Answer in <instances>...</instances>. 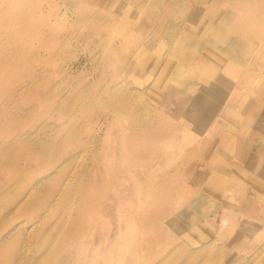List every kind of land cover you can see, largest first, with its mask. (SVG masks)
<instances>
[{
  "label": "rangeland",
  "instance_id": "374dc122",
  "mask_svg": "<svg viewBox=\"0 0 264 264\" xmlns=\"http://www.w3.org/2000/svg\"><path fill=\"white\" fill-rule=\"evenodd\" d=\"M239 1L0 0V264H19L20 251L30 264H264V5ZM221 15L227 24L206 33L204 21ZM207 50L215 51L207 66L194 68ZM220 75L227 92L219 97ZM10 89L19 95L2 101ZM134 115L147 139L128 170L124 128ZM153 123L172 131L157 139ZM18 132L28 136L12 146ZM250 149L258 161L244 173L238 156ZM107 158L126 177L119 183L107 181ZM94 180L106 188L90 189ZM32 187V203L19 207ZM84 189L98 200H83ZM149 209L155 223L125 219ZM156 228L168 237L144 248Z\"/></svg>",
  "mask_w": 264,
  "mask_h": 264
},
{
  "label": "bare ground",
  "instance_id": "6f19581e",
  "mask_svg": "<svg viewBox=\"0 0 264 264\" xmlns=\"http://www.w3.org/2000/svg\"><path fill=\"white\" fill-rule=\"evenodd\" d=\"M233 1V0H232ZM238 1V0H237ZM255 3V6H256V8H261L262 7V5H264V0H240L239 1V5L241 6H244V4L245 3ZM205 11H206V8L205 9H203V14L205 13ZM238 12V11H237ZM228 14V13H227ZM248 14V13H247ZM251 14V13H250ZM264 14V13H263ZM213 15V17H216L215 16V14H212ZM249 15V14H248ZM247 15V16H248ZM262 15V14H261ZM57 16V15H56ZM236 19L238 20V22H241L242 21V17L239 15H236ZM249 17L251 18V16L249 15ZM161 18V17H160ZM165 18V17H164ZM52 19V18H51ZM228 17L227 16H225V15H221L219 18H217V20H215L214 22H213V20H212V22H208V24H206V20L204 21V24H203V27H205V30H206V33H209V34H212V35H216V32H218V27H221L220 26V24L221 25H226L227 24V22H228ZM160 20H162V19H160ZM25 21V20H24ZM24 21H23V23H24ZM27 22V21H26ZM20 23V22H19ZM194 24H195V22H193ZM223 23H225V24H223ZM263 23V22H262ZM27 24V23H26ZM200 24V23H199ZM217 24L219 25V26H217ZM240 23H238V25H239ZM242 24V23H241ZM246 24H247V22H246ZM236 25V24H235ZM235 25H233V27H232V30L230 31V32H232V33H235V32H238V27H236ZM247 25H250V24H247ZM259 25V24H258ZM27 26V25H26ZM241 26V25H240ZM252 26V25H251ZM244 27V26H243ZM247 27V26H246ZM251 28V27H250ZM217 30V31H216ZM225 30V29H224ZM240 30V29H239ZM263 30V29H262ZM192 31H193V29H192ZM240 31H242V29L240 30ZM251 31H253V29L251 30ZM258 32V31H257ZM260 32V31H259ZM159 33V32H158ZM232 33H230V34H232ZM150 34H153V33H150ZM240 35V34H239ZM241 36V35H240ZM199 37V36H198ZM223 37V36H222ZM56 38V37H55ZM197 39V38H196ZM199 39V38H198ZM197 39V40H198ZM221 39V38H220ZM197 40H196V42H197ZM227 40H229V39H225L224 41H221L222 43H226V41ZM252 40V39H251ZM197 45H198V43H197ZM202 46V45H201ZM260 46V45H259ZM256 47H258L257 45H256ZM104 50V49H103ZM102 50V51H103ZM257 50H258V48H257ZM174 52V51H173ZM173 52H171V54L169 55V57L171 56V58H173L172 57V55H173ZM214 52L215 51H213V50H207V53H203V54H201V56L199 57V60L196 62V63H194L193 65L195 66L194 68H197V69H200V68H202V69H204V67L205 66H207V63L212 59V57L214 56ZM176 54H177V52H176ZM261 54V53H260ZM23 55V54H22ZM175 55V54H174ZM54 56H55V54H54ZM202 56H204V57H206L205 59H203V57ZM24 57V59H25V56H23ZM135 57V56H134ZM133 57V58H134ZM165 57V56H164ZM251 57V56H250ZM259 57V56H258ZM255 58V57H254ZM20 59V58H19ZM258 59V58H257ZM47 61V60H46ZM194 61V56L193 57H187V65L188 66H190L191 64H192V62ZM254 61H255V59H254ZM259 61V60H258ZM260 62H261V60H260ZM221 63V62H220ZM210 64V63H209ZM259 67V66H258ZM253 68V67H252ZM262 68V70H263V67H261ZM188 69V68H187ZM243 69V68H242ZM260 69V68H259ZM256 70H257V68H256ZM241 72H242V70H240ZM254 71V70H253ZM182 72H183V68H181V66H180V72H179V70L178 69H176L174 72H171L170 73V77H169V81H176V77L177 76H180V74H182ZM194 72V71H193ZM240 72V73H241ZM256 72V71H255ZM44 73V71H41V70H38V69H34L33 70V74H35L36 75V77H39V76H41L42 74ZM116 74H117V72H116ZM260 74V73H259ZM258 74V75H259ZM254 75V74H253ZM116 76V75H115ZM246 76V75H245ZM219 78H216V77H214L215 79H213V81L215 82V85H214V87H218V90H219V97L220 96H224V95H226V89L223 87V86H221L220 85V87H219V83L223 80V79H225L226 77L225 76H223V75H220V76H218ZM170 78H171V80H170ZM196 78V77H195ZM200 78V77H199ZM244 78V77H243ZM115 79V78H114ZM168 79V78H167ZM166 79V80H167ZM180 78H178L177 80H179ZM254 79V78H253ZM216 80L218 81V83H216ZM112 81V80H111ZM120 81V80H119ZM253 81V80H252ZM17 84L15 85L16 87H17V91L16 92H18L19 94H21V93H23V92H25V84H24V82H16ZM88 83V82H87ZM91 83V82H90ZM94 83V82H93ZM92 83V84H93ZM118 83V82H117ZM251 83H253V82H251ZM89 84V83H88ZM87 84V85H88ZM156 84V83H155ZM237 84V83H236ZM84 85V84H83ZM259 85V84H258ZM264 85V84H263ZM262 85V86H263ZM93 86H95V85H93ZM92 86V87H93ZM159 86V85H158ZM11 87V86H10ZM9 87V88H10ZM85 87V86H84ZM87 87V86H86ZM97 87H98V85H97ZM120 87V86H119ZM249 87V86H248ZM103 88V87H102ZM126 88V87H125ZM159 88V87H158ZM254 88V87H253ZM100 89H101V87H100ZM248 89H250V88H248ZM9 90V89H8ZM11 90L12 89H10V91H8L7 93H6V95H5V97L2 99V101L4 100V101H6V102H12V101H14V100H12L14 97H15V95H17L18 93H16V94H14L13 92L11 93ZM50 91V90H49ZM87 90H85V92H86ZM137 91V90H136ZM216 91H217V89H216ZM51 92V91H50ZM93 92V91H92ZM11 93V94H10ZM48 93V92H47ZM77 93V92H76ZM128 92H126V94H127ZM143 93V92H142ZM244 93V92H243ZM256 93V92H255ZM260 93H262V92H260ZM18 94V95H19ZM124 94H125V92H124ZM248 94V93H247ZM86 95V94H85ZM97 95V94H96ZM128 95H130V94H128ZM140 95V94H139ZM237 95V94H236ZM122 97V96H121ZM125 97H128V96H125ZM139 97V96H138ZM242 97V96H241ZM84 98V97H83ZM119 98V97H118ZM131 98H132V96H131ZM133 98H136V96H134ZM258 98H260V97H258ZM123 99V98H122ZM253 99V98H252ZM255 99V98H254ZM65 100V99H64ZM111 100H115L114 99V97H112V99ZM118 100V99H117ZM124 100H125V98H124ZM131 100V99H130ZM134 100V99H133ZM225 101V100H224ZM114 104H115V106L114 107H116L119 111H121V112H123V113H130L131 112V110H133V109H135L136 110V105H137V103H136V105H134V104H132V103H127V104H125V102H114V101H112ZM234 102V101H233ZM8 105V104H7ZM48 105H49V102H48ZM223 105V104H222ZM3 109H4V107H2V106H0V113L1 112H3ZM7 109V108H6ZM140 109V108H139ZM246 111V110H245ZM244 111V112H245ZM239 116H241V114L240 113H238V117ZM100 117V116H99ZM237 117V118H238ZM236 118V120H238ZM109 119V118H108ZM133 123H132V125L130 126V128L127 130V128H124V132H128L127 133V140H125V141H127L128 142V146H127V148L129 147V151H127L128 153H126V158H125V163H126V161H127V163H128V170H130L131 169V167L135 164V163H140V153L138 152V150H137V141H142V140H145L146 141V135L145 134H142V132H140V129H141V126L143 125V122H142V120H141V118L140 117H138L137 115H134V119H133ZM188 120L186 119V120H184L183 119V123L182 124H184V125H187V127H188V125H190V122L188 123L187 122ZM220 121V120H219ZM246 123V122H245ZM104 124V123H103ZM111 125H112V121H111ZM152 126L150 127V128H152V130H154V132H152L154 135V137L155 138H157L158 139V137H161V136H164V134L166 135V133H165V131H163L164 130V128H166V129H168L167 127H165V126H154V125H156V124H151ZM192 125V124H191ZM245 126V125H244ZM77 127V126H76ZM119 127H120V125H119ZM186 127V128H187ZM190 127V126H189ZM121 128V127H120ZM117 129V128H116ZM76 130V129H75ZM110 130V129H109ZM151 130V131H152ZM168 130H171L170 128L168 129ZM172 131V130H171ZM170 131V132H171ZM123 132V131H122ZM28 132H26V133H21V132H18L16 135V137L15 138H13V140L11 141L13 144H12V146H16V147H18V146H21V141H22V139L23 138H25L26 137V135L28 136V134H27ZM5 134V133H4ZM9 134H11V133H9ZM31 134V133H30ZM7 135V134H6ZM149 135L151 136V134L149 133ZM260 135H262V134H260ZM13 136V135H12ZM51 136V135H50ZM106 136H108V135H106ZM245 136V135H244ZM259 136V135H258ZM246 137V136H245ZM261 137V136H260ZM259 137V138H260ZM9 138V137H8ZM63 138V137H62ZM108 138V137H107ZM241 138H243V135H242V137ZM151 139H152V137H151ZM24 140V139H23ZM251 140V139H250ZM248 141V140H247ZM253 141V140H252ZM10 142V141H9ZM150 142V141H149ZM241 142V141H240ZM3 144V143H2ZM1 144V145H2ZM114 144V143H113ZM251 144V143H250ZM23 145H26V143H24ZM29 145H31V144H29ZM49 145V147H51V144H48ZM138 145H139V142H138ZM155 145V144H154ZM228 145V144H227ZM5 146V145H4ZM126 146V145H125ZM256 146V145H255ZM2 147V146H1ZM6 147V146H5ZM156 147V146H155ZM152 148V147H151ZM257 148V147H256ZM255 148V149H256ZM0 149H2V148H0ZM5 150V149H4ZM8 149H7V147H6V151H7ZM1 151V150H0ZM264 151V150H263ZM155 152H156V150H155ZM259 152V151H258ZM1 153V152H0ZM8 153V152H7ZM10 154V153H9ZM121 154H122V152H121ZM2 155V154H1ZM4 155V154H3ZM6 155V154H5ZM4 157H7V156H4ZM8 158V157H7ZM29 158V157H28ZM27 158V159H28ZM113 159H114V156L112 157ZM122 158V157H121ZM26 159V160H27ZM123 160V159H122ZM121 160V161H122ZM119 161V160H118ZM105 163H104V166H105V169H104V171H105V176L107 177V181L109 182V183H111V184H115V183H119L122 179H124V178H126L125 176H122L121 175V173H116V170H115V168H116V166H117V162H113L111 159H109V158H107V159H105V161H104ZM255 162V161H254ZM125 163H124V165H125ZM126 163V164H127ZM27 164V163H26ZM62 164V163H61ZM238 164V163H237ZM254 165V164H253ZM61 167V166H60ZM79 167V166H78ZM103 167V166H102ZM178 168H179V166H177ZM253 167V166H252ZM26 168V167H25ZM32 168V167H31ZM34 168V167H33ZM84 168V167H83ZM82 168V169H83ZM86 168V167H85ZM177 168V169H178ZM187 168L190 170V168H189V166L187 165ZM71 169H73V168H71ZM28 170V169H27ZM35 170V169H34ZM84 170V169H83ZM87 170V169H86ZM98 170L100 171V174L101 173H103L104 174V172H102L103 170L102 169H99L98 168ZM113 170H115L114 172L115 173H112L111 171H113ZM122 170H124V168L122 169ZM138 170H140V169H138ZM176 170V169H175ZM175 170H173V171H175ZM250 170V169H249ZM26 171V170H25ZM120 171V170H119ZM72 172V171H71ZM71 172H69V173H71ZM82 172H84V171H82ZM122 172H124V171H122ZM176 172V171H175ZM174 172V173H175ZM240 172V171H239ZM248 172V171H247ZM2 173V172H1ZM173 173V174H174ZM250 173V172H249ZM51 174V173H50ZM54 174H55V171H54ZM72 174V173H71ZM83 174V173H82ZM152 174V176L154 175L153 173H151ZM168 174V173H167ZM242 174V173H241ZM244 174V173H243ZM53 175V174H52ZM74 175V174H73ZM94 175H95V177H97V175H96V173H94ZM175 175H177V174H175ZM245 175V174H244ZM254 175V174H253ZM64 175H62V177H63ZM67 176H69V175H67ZM67 176H66V178H67ZM133 176V175H132ZM152 176H150V177H152ZM155 176V175H154ZM153 176V177H154ZM167 176V175H166ZM34 177V176H33ZM65 177V176H64ZM146 177V176H145ZM148 177V176H147ZM173 177V176H172ZM224 177V176H223ZM52 178V177H51ZM73 178V177H72ZM71 178V179H72ZM229 178V177H228ZM251 178V177H250ZM253 178V177H252ZM21 179V178H20ZM19 179V180H20ZM68 179V178H67ZM70 179V178H69ZM146 179V178H145ZM152 179V178H151ZM169 179V178H168ZM46 179H40L37 183H35V184H40L41 182H42V184H45V183H47L46 181H45ZM48 180V179H47ZM133 181L134 180H136L137 181V179H132ZM251 180V179H250ZM173 181V180H172ZM17 182H18V179H17ZM67 182V181H66ZM65 182V183H66ZM70 182V181H69ZM135 182V181H134ZM63 183V182H62ZM78 183H79V181H78ZM164 183H165V181H164ZM1 184V183H0ZM2 184H3V182H2ZM64 184V183H63ZM106 184L107 183H105V182H100L99 180H94L90 185H89V187H90V189H94V188H96V187H104V188H106ZM231 184V183H230ZM240 184V183H239ZM249 184V183H248ZM15 185H16V183H15ZM23 185V184H22ZM67 185H68V183H67ZM67 185H64V188H65V186H67ZM158 185V184H157ZM242 185V184H241ZM240 185V186H241ZM4 185H2V187H3ZM77 186V185H76ZM79 186V185H78ZM233 186H235V185H233ZM239 186V185H238ZM256 186H257V184H256ZM259 186V185H258ZM2 187H0V190H1V188ZM38 187V186H37ZM86 188V184H84V186H83V188ZM231 187V186H230ZM242 187H244V186H242ZM260 187V186H259ZM5 188V187H4ZM6 188H8V187H6ZM12 188V187H11ZM15 188V187H14ZM31 188V187H30ZM63 188V187H62ZM237 188V187H236ZM98 189V188H97ZM4 191V190H3ZM35 191H36V189H35V187H32V189H29L28 191L26 190V191H24L23 193H21L20 195H19V199L17 200V204H18V206L19 207H27V205H30L31 203H32V200H33V198H34V194H35ZM94 191H97V190H94ZM225 191V190H224ZM9 192V191H8ZM38 192V191H37ZM63 192V191H62ZM77 192V191H76ZM84 192H85V189H84ZM236 192V191H235ZM96 193H99V192H96ZM11 194V193H10ZM93 194H95V192L93 193ZM227 194V193H226ZM240 194V193H239ZM98 195V194H97ZM88 196H90V197H93V195H92V193H90V195L88 194V193H86L85 192V194H83L82 195V198H83V200H86V201H88V199H89V197ZM96 196V195H95ZM57 198V197H56ZM94 198V197H93ZM233 198V197H232ZM95 199V201H97L96 200V198H94ZM92 199H90V201H91ZM94 201V202H95ZM93 205V204H92ZM104 205V204H103ZM47 206V205H46ZM119 208V210H120V208H121V206H119L118 207ZM18 209V208H17ZM105 209V208H104ZM85 210V209H84ZM16 211V210H15ZM83 211V210H82ZM150 212V209L148 210V213H146V212H144V213H141V212H137L136 214H135V212H131L130 213V216L129 217H126L125 219H130V220H141L144 224H148V223H155V220H157V217H158V214L159 213H157V212H155V213H157V215H155L154 216V214L153 213H149ZM15 213V212H14ZM154 216V217H152V215ZM160 215H161V213H160ZM159 215V216H160ZM42 216V215H41ZM123 219V221H125V219L124 218H122ZM154 220V222H152L153 220ZM158 221H160V218H159V220ZM120 222V221H119ZM81 224V223H80ZM157 224H158V222H157ZM156 225V224H155ZM153 227V226H152ZM163 227V226H162ZM154 228V227H153ZM170 228H168V230H169ZM94 230V229H93ZM153 230V229H152ZM162 231V230H161ZM69 233H71L70 231H68ZM9 233V232H8ZM62 233H64L63 231H62ZM66 233V232H65ZM162 233V232H161ZM161 233H160V228H156V229H154V233H153V237L152 238H142L141 239V244H142V246H144V248H146V246L147 247H150V244L152 245V244H157L159 247L161 246L162 247V244L161 245H159L158 243H159V241L158 240H163V239H159L160 237H161ZM163 234V233H162ZM65 235V234H64ZM67 235V234H66ZM92 235V234H91ZM164 235V234H163ZM165 237H168V235H164ZM8 237V236H7ZM67 237V236H66ZM116 240L117 239H120L121 237H123V228H122V225L120 226V228L118 229V231H117V233H116ZM161 238H163V237H161ZM68 239H69V237L67 238V241H68ZM104 239L105 240H107V239H109V236H105L104 237ZM53 240V239H52ZM26 242H27V240H25ZM162 242V241H161ZM160 242V243H161ZM28 243V242H27ZM24 244V243H23ZM207 245V244H206ZM157 246V247H158ZM28 248V247H27ZM198 248V247H197ZM158 249V248H157ZM87 250V249H86ZM86 250L84 249V250H82V252H85L84 253V256L86 255ZM46 251V250H45ZM158 251V250H157ZM191 251H193V250H191ZM190 250L187 252V253H189V252H191ZM26 252H27V249H26ZM82 252H81V255L80 256H82ZM175 252L176 251H172V252H170L169 253V257H171L172 255H174L175 254ZM43 254V253H42ZM41 254V255H42ZM111 255H113V254H111ZM111 255H110V259H111ZM2 256V255H1ZM18 256H19V261H20V263L19 264H30V260H34L33 258L34 257H32V258H29V255L28 254H25L24 252H22V251H20L19 253H18ZM40 256V255H39ZM79 256V257H80ZM96 256V254L95 255H93L92 256V258H94ZM79 257H78V259H79ZM86 257V256H85ZM123 257L125 258L126 257V255H123ZM3 258V257H2ZM88 258V257H87ZM24 259H26V261H28V262H23V260ZM77 259V258H76ZM86 259V258H85ZM17 260V259H16ZM38 260V259H37ZM18 261V260H17ZM16 262V261H15ZM152 262H153V260H150V261H148L146 264H152ZM109 262L108 261H105V264H108ZM10 264H12V263H10ZM34 264V263H33ZM35 264H37V263H35ZM90 264H93V261H91V263ZM155 264H158V263H155Z\"/></svg>",
  "mask_w": 264,
  "mask_h": 264
},
{
  "label": "crops",
  "instance_id": "0c3cea01",
  "mask_svg": "<svg viewBox=\"0 0 264 264\" xmlns=\"http://www.w3.org/2000/svg\"><path fill=\"white\" fill-rule=\"evenodd\" d=\"M264 113V111H263ZM260 122V121H259ZM246 152V151H245ZM242 152L239 156H238V162L240 163V166L239 168L242 170V172H247L249 170V168H253L255 167L256 168V165H253V164H256L258 159V155L256 154V152H253V150H249V152ZM260 157V156H259ZM255 161V162H254ZM253 166V167H252ZM261 175L264 176V172H261ZM250 216H248L247 218H249ZM243 218L245 217H242L241 220H243ZM251 220H253L255 223H254V226L257 225V222L255 221V219H252L251 217L249 218ZM244 223V220L242 221ZM243 226V224H242ZM246 229V228H244Z\"/></svg>",
  "mask_w": 264,
  "mask_h": 264
}]
</instances>
